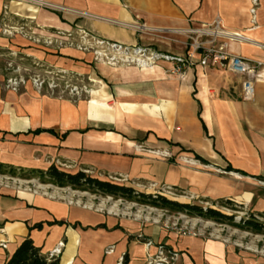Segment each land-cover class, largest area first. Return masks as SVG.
Instances as JSON below:
<instances>
[{
	"label": "crops",
	"instance_id": "crops-1",
	"mask_svg": "<svg viewBox=\"0 0 264 264\" xmlns=\"http://www.w3.org/2000/svg\"><path fill=\"white\" fill-rule=\"evenodd\" d=\"M250 8L249 0H0V48L59 72L86 74L91 87L80 97L39 92L30 82L15 92L0 72V164L88 170L145 193L173 188L186 195L182 203L230 200L264 213V0L255 17ZM216 23L240 35L229 39L231 52L262 64L253 100L243 98V78L225 69L195 61L176 76L170 61L111 65L67 43L85 31L184 57L189 31ZM27 237L47 255L64 243L60 264H121L126 254L128 264L154 257L171 264H264V256L237 243L181 235L141 212L84 207L0 184V264Z\"/></svg>",
	"mask_w": 264,
	"mask_h": 264
},
{
	"label": "built area",
	"instance_id": "built-area-1",
	"mask_svg": "<svg viewBox=\"0 0 264 264\" xmlns=\"http://www.w3.org/2000/svg\"><path fill=\"white\" fill-rule=\"evenodd\" d=\"M251 4L250 13L253 17L256 16L259 9L260 0H249ZM14 30V29H12ZM6 32H12L11 29L6 28ZM193 37H191V43L189 44L188 51L184 57L172 56L166 53H161L150 48L143 47H128L119 43L106 41L104 39L95 38L85 31H81L75 38L67 37V43L71 47H75L80 51L92 52L97 60L105 61L111 65H117L119 63H134L140 66H149L157 63L160 60H166L173 62L175 65L170 70L172 75L181 76L182 70L185 65H193L195 61L205 68L215 67L228 70L234 75L243 78L242 91L243 98L247 101L253 100L256 95V83L259 79L258 69L262 66L261 63L253 62L246 58L235 55L230 50L229 39L239 38V34H232L220 27L219 23L214 26H206L198 30L189 31ZM203 37H208V40H202ZM71 38V39H70ZM221 42V43H218ZM52 43V42H50ZM18 71V70H17ZM11 74L5 79V86L7 89L18 92L23 87H26L28 81L19 73ZM64 74L63 72H60ZM56 76V75H53ZM58 77V75H57ZM57 78L54 77L48 81V89H45V80L41 78H34L30 83L39 92L48 91L55 93L58 88ZM65 76L61 75V80H64ZM69 94L72 96H80L81 94H88L91 92V87L83 85L82 87L76 85L66 84ZM62 92H66L62 90ZM91 173L90 171H86ZM109 181H122L117 176H109ZM168 193L174 196L186 197L182 192L176 191L173 188L160 189L158 194L164 195ZM166 196V195H164ZM192 198V197H190ZM75 203V202H74ZM80 204V203H77ZM84 207H91L82 205ZM218 206V205H217ZM93 208V207H91ZM227 209L225 207H221ZM167 229L177 231L181 235H196L195 227H189L186 225H179L178 222L165 221L163 223ZM64 243H60L52 252L51 256L58 257L63 248ZM149 264H171L170 259L165 257L151 258Z\"/></svg>",
	"mask_w": 264,
	"mask_h": 264
},
{
	"label": "rangeland",
	"instance_id": "rangeland-1",
	"mask_svg": "<svg viewBox=\"0 0 264 264\" xmlns=\"http://www.w3.org/2000/svg\"><path fill=\"white\" fill-rule=\"evenodd\" d=\"M5 23H13L7 20ZM8 29V28H7ZM2 31V30H1ZM11 31H13L11 29ZM13 34V33H11ZM208 37H203L202 40H208ZM189 43L186 46V52L188 51ZM221 43V42H218ZM18 70V71H17ZM20 73L28 82H31L34 78H41L45 80V89H48V81L53 77L58 81V88L55 90V93L62 95H67L70 97H80L84 96L86 93L81 94L80 96H72L69 94L66 84L76 85L82 87L87 85L90 87L88 75H77L75 72L68 71L64 74H61L59 71L47 67L42 63L35 62L32 58H29L19 52L10 50L9 48H0V72L3 74L4 78L7 79L11 74ZM56 75V76H53ZM58 75V77H57ZM61 75L65 76L64 80H61ZM65 90L66 92H62ZM20 171H17L16 176L9 174L0 173V184L13 186L23 189H30L38 193H46L58 198H64L71 200L75 203H80L82 205L91 206L93 208H98L102 210H109L111 208L116 209L119 213H131V214H143V216H148L150 219H159L161 223L165 221L178 222L179 225H186L189 227H195L196 232L203 235H216L223 239H226L232 243H237L240 247L249 249L255 252L260 256H264V234L253 233L242 227H239L241 221L246 220L252 216V212L247 210H231L223 209L220 206H217L218 201H205L190 198L193 204L202 205L204 208L214 207L215 209L223 211L225 214L233 216L232 223L225 221H213L207 220L198 216H191L182 212H172L162 208L154 207L151 204L142 201H129L124 198H114L112 196L103 195L91 190H80L73 189L71 187H59L55 184L48 183L47 180L40 179L39 177H29L24 174H19ZM91 175V174H90ZM109 180V179H107ZM118 183L116 181H113ZM138 185H136L137 187ZM135 187V186H133ZM135 187V188H136ZM140 188H136L137 191H144L146 189L139 185ZM155 193L160 192L159 188H154ZM163 189V188H162ZM151 194V193H146ZM166 197L177 200V201H188L185 197L174 196L168 193H163ZM199 202V203H198ZM234 205L242 206L235 203ZM264 223V218L260 219Z\"/></svg>",
	"mask_w": 264,
	"mask_h": 264
},
{
	"label": "trees",
	"instance_id": "trees-1",
	"mask_svg": "<svg viewBox=\"0 0 264 264\" xmlns=\"http://www.w3.org/2000/svg\"><path fill=\"white\" fill-rule=\"evenodd\" d=\"M200 160V157H197ZM204 162V160H202ZM17 169L0 164V173L16 176ZM19 174H24L29 177H39L47 180L48 183L55 184L59 187H71L73 189L91 190L103 195L112 196L114 198H124L129 201H142L151 204L154 207L162 208L172 212H182L191 216L202 217L207 220L225 221L232 223L233 216L225 214L223 211L214 207L204 208L199 204L182 203L177 200H172L161 194H146L131 185H121L109 180H102L93 177L86 171H78L69 173L61 170L55 165H52L47 171H23ZM230 200H219L216 205L225 207L231 210H247L243 205L237 206ZM252 216L241 221L239 227H242L253 233L264 234V223L260 219L264 218V213H251ZM42 224H36L33 229H41ZM129 258L126 254L121 264H128ZM5 264H60L57 257L50 254H44L42 249L35 246L33 240L27 237L19 246L16 252L7 260Z\"/></svg>",
	"mask_w": 264,
	"mask_h": 264
}]
</instances>
